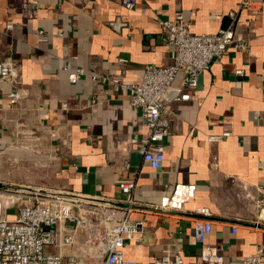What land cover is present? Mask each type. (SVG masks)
<instances>
[{
    "label": "crops",
    "instance_id": "0c3cea01",
    "mask_svg": "<svg viewBox=\"0 0 264 264\" xmlns=\"http://www.w3.org/2000/svg\"><path fill=\"white\" fill-rule=\"evenodd\" d=\"M252 1L253 10L240 9L241 0H137L132 9L122 0H0V56L18 65L16 77L0 81V153L22 154L30 145L32 160L46 161L45 173H31L46 175V189L118 198L117 182L132 179L138 204L131 217L143 220L144 232L125 243L127 259L152 264L170 251L204 264L192 234L197 218L210 220L207 242L228 264L264 249V0ZM178 10L192 32L232 25L248 48H228L197 87L184 90L188 99L167 102L165 160L154 170L139 151L147 129L128 91L109 89L88 71L77 80L69 74L95 68L138 81L147 64H171L174 50L159 21ZM39 29L46 43L37 41ZM225 119L231 134L209 140ZM185 187L192 193L181 196ZM173 196L182 198L178 207L161 205Z\"/></svg>",
    "mask_w": 264,
    "mask_h": 264
},
{
    "label": "built area",
    "instance_id": "2783aa9c",
    "mask_svg": "<svg viewBox=\"0 0 264 264\" xmlns=\"http://www.w3.org/2000/svg\"><path fill=\"white\" fill-rule=\"evenodd\" d=\"M136 2L122 0L128 9L134 8ZM253 6L252 0H241L239 4L243 10H253ZM159 25L162 41L174 50L171 64H147L138 81H127L123 72L104 74L95 68H78L69 74L71 80H77L88 71L93 81L106 84L109 89L128 91V103L140 110L147 129L140 140L139 151L154 170H159L165 160L163 140L169 127L165 113L170 111L167 102L188 99L189 93L184 90L197 87L212 61L228 48L242 51L248 48L246 38L232 25L212 33L192 32L181 10L176 11L172 19L160 20ZM12 26L13 22L8 20L5 30ZM35 35L40 43L49 39L41 29ZM178 73L181 78L175 85ZM17 74L15 60L10 55L0 56V81L12 79ZM9 95L16 97V92ZM231 124L225 119L221 133L209 135V140H220L231 134ZM117 185L122 195L118 198L46 188H40L42 191L0 189V264H142L127 259L123 250L128 240L141 241L144 232L143 220L131 217L138 204L133 197L135 182L122 179ZM191 193L187 187L180 189L181 196ZM180 198L173 196L170 203L166 201L161 205L176 208L182 201ZM259 204L264 216V195ZM12 207L16 211L9 215L8 209ZM196 212L208 214L205 207L197 208ZM210 233L209 219L194 220L192 234L200 246L199 260L204 264H228L218 248L207 242ZM263 258L264 249L257 247L243 256L238 264H261ZM152 264L198 263H186L178 252L165 251Z\"/></svg>",
    "mask_w": 264,
    "mask_h": 264
},
{
    "label": "rangeland",
    "instance_id": "374dc122",
    "mask_svg": "<svg viewBox=\"0 0 264 264\" xmlns=\"http://www.w3.org/2000/svg\"><path fill=\"white\" fill-rule=\"evenodd\" d=\"M22 154H16L14 148L8 150L5 153H0V189H19L23 190H34L32 188H42L41 179L46 178L44 174L46 172V161L44 159L37 161L32 160L31 157V146L24 145ZM37 154V153H35ZM39 167L40 176L31 174L34 168ZM37 169V168H36ZM24 172V176H19L20 173ZM39 179V180H37ZM46 179L43 180V182ZM46 187V186H45ZM16 211L15 207L8 209V214L13 215Z\"/></svg>",
    "mask_w": 264,
    "mask_h": 264
},
{
    "label": "water",
    "instance_id": "95a60500",
    "mask_svg": "<svg viewBox=\"0 0 264 264\" xmlns=\"http://www.w3.org/2000/svg\"><path fill=\"white\" fill-rule=\"evenodd\" d=\"M32 189H34L36 191H42L40 188H32Z\"/></svg>",
    "mask_w": 264,
    "mask_h": 264
}]
</instances>
